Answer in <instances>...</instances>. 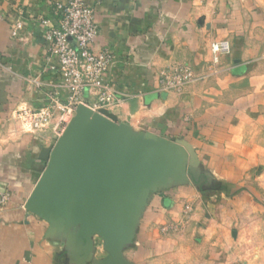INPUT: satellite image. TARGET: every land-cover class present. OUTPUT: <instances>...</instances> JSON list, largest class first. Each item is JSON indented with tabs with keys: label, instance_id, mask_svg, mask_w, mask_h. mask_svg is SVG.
I'll list each match as a JSON object with an SVG mask.
<instances>
[{
	"label": "crops",
	"instance_id": "0c3cea01",
	"mask_svg": "<svg viewBox=\"0 0 264 264\" xmlns=\"http://www.w3.org/2000/svg\"><path fill=\"white\" fill-rule=\"evenodd\" d=\"M65 1L0 0V193L11 191L0 205V264H185L179 259L194 241H204L195 235L209 227L217 196L199 192L186 178L192 152L168 149L167 143L190 140L198 128L194 150L208 168L223 149L203 144L206 127L198 122L207 116L190 119L187 99L158 91V73L171 62L200 56L195 21L205 14L209 23L211 10L239 12L231 22L235 49L244 41L238 35L245 25L256 32L253 41L264 39V0H85L99 27L95 48L113 57L105 82L132 98L104 109L143 144L138 170L109 181L126 187L121 198L111 191L83 198L75 190L59 198L38 190L49 144L19 133L13 118L20 105H46L49 93L66 99L56 59H45L40 23L49 19L54 25L52 10ZM247 9L248 19L242 17ZM17 21L23 27L15 39L10 26ZM7 137L15 140H2ZM185 205L193 208L188 216ZM168 224L177 225L166 230Z\"/></svg>",
	"mask_w": 264,
	"mask_h": 264
},
{
	"label": "rangeland",
	"instance_id": "374dc122",
	"mask_svg": "<svg viewBox=\"0 0 264 264\" xmlns=\"http://www.w3.org/2000/svg\"><path fill=\"white\" fill-rule=\"evenodd\" d=\"M249 11L243 10L246 13L242 17L248 19ZM235 13L239 12L211 10L209 23H205V14L199 16L194 30L201 34L203 41L200 56L195 61L171 62L157 77L158 91L187 99L190 119L207 116L198 122L206 127L203 144L208 142L209 149H223L220 161L215 160L208 168L194 150L199 149L196 142L201 131L198 128L194 129L191 141L179 137L167 143L168 149L192 152L186 178L196 184L199 192L217 196L216 211L209 227L202 235H195L204 241H194L193 248L184 251L183 258L179 259L185 264H264V39L253 41L256 32L245 25L243 29L247 31L238 35L244 41L235 49L231 24ZM219 43H225L227 48L221 52L214 50ZM161 79L164 82L161 83ZM116 92L118 100L104 107L101 104L99 109L118 107L132 99L129 94ZM89 102L94 103V99ZM16 124L19 133L49 144L47 151L51 152L58 138L26 132L23 126L29 129L27 125L22 126L17 120ZM43 162L44 171L48 161ZM216 165L220 170L215 174ZM1 193H7L9 199L11 191L5 189ZM192 211L190 205L184 206L185 216ZM176 225L165 227L170 230Z\"/></svg>",
	"mask_w": 264,
	"mask_h": 264
},
{
	"label": "built area",
	"instance_id": "2783aa9c",
	"mask_svg": "<svg viewBox=\"0 0 264 264\" xmlns=\"http://www.w3.org/2000/svg\"><path fill=\"white\" fill-rule=\"evenodd\" d=\"M56 17L53 25L49 19L40 21L43 27L46 45L47 63L54 57L61 75L60 88L67 91L65 100H60L56 93H49L46 105L33 108L28 104L21 105L13 111V118L27 125L26 132H37L58 138L69 120L74 116L79 104L93 110L110 104L117 98L114 87L105 82L104 76L113 63L109 50H96L95 40L99 27L95 13L85 0H66L57 3L52 10ZM22 22L17 21L10 26V36L20 38ZM225 43L214 46L216 51H224ZM2 66V62L0 61ZM53 68V67H52ZM37 84L36 81H34ZM164 82L163 79L160 81ZM94 99L88 105V99ZM7 193H0V205L8 200ZM189 207L186 206V209Z\"/></svg>",
	"mask_w": 264,
	"mask_h": 264
},
{
	"label": "water",
	"instance_id": "95a60500",
	"mask_svg": "<svg viewBox=\"0 0 264 264\" xmlns=\"http://www.w3.org/2000/svg\"><path fill=\"white\" fill-rule=\"evenodd\" d=\"M142 149L143 144L130 139L105 109L79 104L51 152L42 156L48 162L37 189L59 198L75 190L83 198L106 191L121 198L126 187L109 181L138 170Z\"/></svg>",
	"mask_w": 264,
	"mask_h": 264
}]
</instances>
